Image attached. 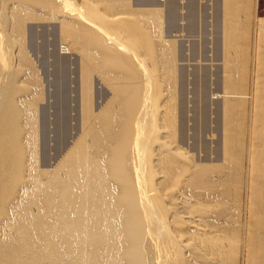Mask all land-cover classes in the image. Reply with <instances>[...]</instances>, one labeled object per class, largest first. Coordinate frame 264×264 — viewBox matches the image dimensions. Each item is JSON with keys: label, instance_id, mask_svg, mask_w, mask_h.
Segmentation results:
<instances>
[{"label": "bare ground", "instance_id": "6f19581e", "mask_svg": "<svg viewBox=\"0 0 264 264\" xmlns=\"http://www.w3.org/2000/svg\"><path fill=\"white\" fill-rule=\"evenodd\" d=\"M257 10L258 0H219L221 153L203 161L176 139L178 34L166 33L163 8L0 0V264H264ZM34 21L58 25L79 69V130L49 168L43 84L25 46ZM93 82L107 91L97 103Z\"/></svg>", "mask_w": 264, "mask_h": 264}, {"label": "rangeland", "instance_id": "374dc122", "mask_svg": "<svg viewBox=\"0 0 264 264\" xmlns=\"http://www.w3.org/2000/svg\"><path fill=\"white\" fill-rule=\"evenodd\" d=\"M129 1L134 7L158 5L165 10L166 33L178 34L176 139L198 159H217L221 153L223 92L219 0ZM257 16L264 18V0H258ZM26 27L25 46L43 84L37 107L39 162L42 168H49L79 130V69L75 55L62 48L56 23L34 21ZM250 34L253 40L254 28ZM92 87L95 103L107 95L97 82ZM246 92H251V79Z\"/></svg>", "mask_w": 264, "mask_h": 264}]
</instances>
